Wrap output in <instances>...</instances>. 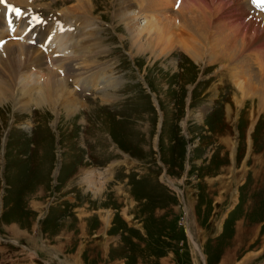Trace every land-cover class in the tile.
<instances>
[{
	"label": "rangeland",
	"instance_id": "374dc122",
	"mask_svg": "<svg viewBox=\"0 0 264 264\" xmlns=\"http://www.w3.org/2000/svg\"><path fill=\"white\" fill-rule=\"evenodd\" d=\"M90 1L94 35L76 46L97 50L76 70L107 75L99 94L71 82L65 94L73 108L39 105L28 90L39 93L44 71L23 72L35 54L18 56L19 72L0 62V264H264V107L249 89L253 74L235 81L234 50L214 42L232 36L223 26L235 13L220 23L221 15L239 7L253 17L251 9L235 0L197 8L209 9L212 22L200 19L194 61L183 51L196 35L176 18L181 0H134L124 20L115 17L118 0ZM40 2L52 5L46 13L78 4ZM190 6L181 12L192 14ZM174 16L181 24L164 52ZM261 29L251 53L264 46ZM139 30L145 36L135 44ZM91 59L105 68L91 70ZM251 66L259 70L256 60Z\"/></svg>",
	"mask_w": 264,
	"mask_h": 264
},
{
	"label": "bare ground",
	"instance_id": "6f19581e",
	"mask_svg": "<svg viewBox=\"0 0 264 264\" xmlns=\"http://www.w3.org/2000/svg\"><path fill=\"white\" fill-rule=\"evenodd\" d=\"M134 0H118V2H116L117 3V5L116 6H118V8L116 9V12H115V17L118 19V17H120V20H124V17L126 16V12L127 11H125V12H123L122 11V9H125V8H128L129 6H132V5H134V2H133ZM77 2H78V4H76V6H73V8H71V6L67 9V8H65L64 9V11L65 12H67V13H70L71 15L72 14H75L76 15V20H82V24H86V23H88V14H90V15H92V13H91V8L93 9L95 6H93V4L91 3V1L90 0H77ZM106 2V1H105ZM170 2V1H169ZM169 2L167 1V0H164L163 1V6H167V5H169ZM175 2H176V0H175ZM174 2V3H175ZM197 2H199V1H196V0H181L180 1V3H178V6H177V8L179 9V10H184L185 8V6H187L188 4H191V8L193 9L194 8V10H193V12H191L192 10H190V12L192 13V14H189L188 15V13H187V15H184L181 11H178V13H177V20H178V16L179 17H181V20L183 21V23H185V27L193 34V35H196V38L194 39V37L193 36H191V35H189L188 34V37L189 38H187V39H190L189 40V42H186V41H188V40H186L185 42H184V46H183V51L187 54V57L189 56V58H191L192 60H194V61H197L198 59H197V54H198V51H200V49H201V41L203 40V37H201L202 36V28H203V23H201L202 21L200 20V19H202L203 18V20L204 19H207V17H206V14L205 13H209L210 12V10L208 9V12H197L196 11V9L198 8V9H201L200 8V6H204V7H207V6H220V7H215V8H218V10H220L219 8H224L225 6V4H223V2H222V0H213V1H208V3L207 2H204V1H200L201 2V5L199 4V3H197ZM220 4H218V3ZM229 2H230V0H229ZM239 2H242L243 4H244V6H247V8L246 9H248V8H250L251 9V14L253 15V17L252 16H247L245 13H244V9H240L239 7H235V11H233L234 9H231V11H228L227 13H225V15H221L220 16V20H218V19H216V20H218V21H220V23H221V21H225V20H228V19H230L233 15H234V13H235V22H233V20H232V22L230 23L229 22V24L227 25L226 24V26L224 27L223 26V28L225 29V33H226V37H229L230 35H229V31H230V33H231V37H229L230 39H228V40H224V39H219V35L220 34H218V36L216 37V39H215V44H216V46H221V45H224V47H225V49H224V51H226V53L227 52H229L230 53V55L232 56L233 54H232V51L234 50V52H235V60H238V63L239 64H241L240 65V67H239V73H238V71L236 72L235 71V75H233L234 77H235V81L236 80H238L237 78H239V77H237V76H239V74L241 75L242 74V76H248V75H250V74H253V75H250L249 76V80H251L250 82V85H249V89L251 90V91H253V93H255V94H252V92L251 93H249L248 91H246V92H248L249 94H252L253 96H256L257 97V100H258V102H260L261 104H263V107H264V46H261L259 49H257L258 51H257V53L255 52V51H253V53H251L250 52V50H252V48H253V46H255V44H253V43H257L258 42V40L257 41H253V39L255 38V33L257 34V28L258 27H262V29H264V13L263 12H260V11H258V10H256V9H253L254 8V6L251 4V1L250 0H235V4H237V5H240V4H238ZM168 3V4H167ZM92 4V5H91ZM177 4V3H176ZM180 4V5H179ZM234 5V4H233ZM195 6H196V8H195ZM252 6V7H251ZM190 7H188V8H190ZM233 7V6H232ZM111 8V7H110ZM188 8H186V9H188ZM197 9V10H198ZM203 9V8H202ZM213 10H214V8H213ZM213 10H211V11H213ZM217 10V11H218ZM244 10V11H243ZM115 11V10H114ZM214 11H216V9L214 10ZM216 11V12H217ZM187 12H189V10L187 11ZM189 12V13H190ZM135 13V12H134ZM184 13H186V12H184ZM194 13V14H193ZM219 11H218V16H219ZM138 14V13H137ZM212 14H213V12H212ZM211 14V15H212ZM221 14V13H220ZM224 14V13H223ZM114 15V14H113ZM208 15V14H207ZM214 15V14H213ZM187 16V17H186ZM215 16V15H214ZM90 17H92V16H90ZM217 17V16H216ZM248 17H250V18H248ZM211 18H213V17H211ZM188 19V20H187ZM214 19V20H215ZM224 19V20H223ZM208 20V19H207ZM170 21V20H169ZM240 21H244V23L242 24V25H240L239 24V22ZM91 22L92 21H90V24H91ZM151 22V21H150ZM173 23L172 25L173 26H171V24L170 23ZM179 22V21H178ZM177 21H176V19H175V16H174V19L172 20V21H170V22H168V24H167V27H165V28H167L168 30H167V33H166V37H165V39H164V42H163V47H164V52L165 51H167V52H169V51H171V49H172V44H171V37H172V35L170 34V31H171V28H172V30L174 29L175 30V28H176V25H177V23H178ZM206 23H207V25L208 26H210L211 25V19L210 20H208V21H205ZM216 23H218V24H220L219 22H216ZM233 23H235V31H231L230 29H231V26L233 27ZM237 23V24H236ZM128 24H130V22H127L126 21V24L125 25H128ZM154 24V25H153ZM153 24L152 23H150V25L149 26H151V28L154 26V29L156 30H154V34H155V36L158 38L157 39V41L159 40V39H163L164 37H162L160 34H159V26L161 25L160 23H159V21L158 20H155V21H153ZM179 24H181L180 22H179ZM179 24H178V26H177V28H179L180 26H179ZM217 24V25H218ZM163 25V24H162ZM221 25V24H220ZM224 25V24H223ZM213 26V25H212ZM222 26V25H221ZM148 27V26H147ZM146 27V28H147ZM182 27H183V25H182ZM215 27V26H214ZM217 27H219V26H217ZM129 28V27H128ZM181 28V27H180ZM213 28V27H212ZM220 28V27H219ZM218 28V29H219ZM149 29V28H148ZM215 29V28H214ZM213 29V30H214ZM261 29V30H262ZM177 30H179V29H177ZM182 30H184V28H182ZM187 30V31H188ZM186 31V32H187ZM221 31H222V29H221ZM183 32V31H182ZM181 32V33H182ZM228 32V33H227ZM144 33V31L143 30H139V31H137L136 33H135V35H136V37H133V36H131V38H132V42H135V44L138 42V40H140V38L144 35L143 34ZM210 33L212 34L213 33V31L211 32L210 31ZM215 33V32H214ZM218 33V32H217ZM224 33V32H223ZM40 34H41V36H43L44 35V33L43 32H41L40 31ZM159 34V35H158ZM222 34V33H221ZM6 35V33H1L0 34V36H5ZM187 35V34H186ZM214 35V34H213ZM62 36V35H61ZM74 36V35H73ZM145 36V35H144ZM174 36V35H173ZM262 36V35H261ZM59 37V36H58ZM63 37V36H62ZM149 37H151V36H149ZM148 37V38H149ZM187 37V36H186ZM202 38V39H201ZM74 39L76 40V37H74ZM205 39V38H204ZM233 39H235V41H233ZM260 40L262 39L263 40V37L262 38H259ZM160 40V41H161ZM222 40H223V44H222ZM149 41V40H148ZM173 41H174V39H173ZM264 41V40H263ZM78 42V41H77ZM152 42V41H151ZM206 42V41H205ZM235 42V48H234V45H232L231 43H234ZM80 46L77 48V46L76 45H74V44H72V46L70 47H68V49L69 50H72L75 54H76V56L75 57H73V55L71 56H69V58H70V60L72 61V63H67L66 65H65V68L61 71V72H56V71H54V73H52V71L46 66V62H44V56L42 55V54H40L39 52L38 53H36L34 50H33V48L32 47H30V46H27V44H22V43H15L14 41H9V42H6L5 43V45H3V47H2V51H0V52H2L1 54H0V62H2V61H4V62H7L8 64H9V66H11V68L13 69V70H15L16 72L18 71H22L23 70V67L22 66H25V65H23V63H20V62H18L17 61V58H18V56H20V55H23V56H25V58H27L28 56H30V58L35 54V56H33L34 57V59H37V60H31V63L29 62V61H26V66L24 67L25 68V71H23V72H26V70H31V68H30V65H34L35 67H36V69L37 68H39V69H43V71L44 72H42V74H43V76H42V78H44V81H42L41 82V85H40V87H39V93H31V91L32 90H35L36 88H38V86H35V87H33V88H29V90H28V97H33V99H34V101H35V103L36 104H48V103H57V102H60L62 105H65V106H70V107H72V106H74V105H72V103H71V101H69L68 99H67V97H68V95L67 94H65V92H66V90L65 89H67L66 87L70 84V82H69V80H68V78L69 77H71L72 75L73 76H76V75H78L77 73H80L79 72V70L80 69H83V68H81L82 67V62L84 61L83 60V58H85V56L86 57H88L87 56V54L89 53V51L90 50H88L89 49V47H90V43L89 44H85V42H81L80 41ZM160 43V42H159ZM260 43V42H259ZM150 44H157V42L155 43H149V46H150ZM187 44H190L191 46H188ZM221 44V45H220ZM201 45V46H200ZM261 45V44H260ZM91 46H93V45H91ZM151 48H153V46L151 45L150 46ZM167 47V48H166ZM170 47V48H169ZM182 47V46H181ZM223 47V46H222ZM140 48H142L141 46H140ZM150 48V49H151ZM166 49V50H165ZM222 49V48H221ZM233 49V50H232ZM37 50V49H36ZM137 50V49H136ZM219 50V49H218ZM223 50V49H222ZM38 51V50H37ZM137 51H139V50H137ZM160 51H162V50H160ZM215 51H216V49H215ZM163 52V53H164ZM166 52V53H167ZM72 53V52H71ZM162 53V54H163ZM222 53V52H221ZM84 54V55H83ZM257 54V55H256ZM256 55V56H255ZM27 56V57H26ZM92 57V56H91ZM95 58H97V57H95ZM201 58H202V56H201ZM2 59V60H1ZM75 59V60H74ZM200 59V58H199ZM228 59V58H227ZM30 60V59H29ZM60 60V58L59 57H57V58H53L52 59V61L53 62H58ZM239 60H241L240 62H239ZM256 60V62L258 63V67H259V70L257 71V72H255V73H253V71H251V68H252V66H251V63L253 62V61H255ZM222 61V60H221ZM242 62V63H241ZM79 64V70H76L75 69V71H73V72H71L70 71V66H71V64ZM87 64V63H86ZM88 66V65H87ZM201 66V65H200ZM21 67H22V70H21ZM57 69H60V68H57ZM72 69V68H71ZM41 71V70H40ZM76 72V73H75ZM71 73H74V74H71ZM101 73V72H100ZM83 74V73H82ZM245 74V75H244ZM22 75V74H21ZM24 75V74H23ZM39 76V75H38ZM96 76H97V74H96ZM99 76V75H98ZM102 76V75H101ZM100 78V77H99ZM104 79H106V78H104ZM247 79H248V77H247ZM234 81V82H235ZM247 82V81H246ZM106 83V82H105ZM40 84V83H39ZM83 84H86V85H89V86H92V84H96V82H95V80L94 81H87V80H85L84 82H83ZM10 85V84H9ZM247 86V85H246ZM108 88V87H107ZM241 88V87H240ZM244 88V87H243ZM247 89H248V87H246ZM23 89H25V87L23 88ZM26 89H27V87H26ZM246 89V90H247ZM239 90H241V89H239ZM36 91V90H35ZM242 91V90H241ZM69 93V92H68ZM73 93V92H72ZM248 93H246V95L244 94V96H247V94ZM71 96V95H70ZM101 96V95H100ZM112 97H113V95H112ZM24 98V97H23ZM251 98V97H250ZM249 98V99H250ZM108 99V98H107ZM107 99H105V98H100L99 100L101 101V102H104V103H106V102H108L107 101ZM26 100V99H25ZM24 100V101H25ZM30 100V99H29ZM113 100V99H112ZM78 101V100H77ZM25 103V102H24ZM109 103V102H108ZM110 103H111V101H110ZM109 103V104H110ZM73 104H75V103H73ZM57 105V104H56ZM42 106V105H41ZM48 107V106H47ZM70 107H69V109H70ZM63 108V107H62ZM68 108V107H67ZM73 108V107H72ZM228 108V107H227ZM263 109V108H262ZM258 110V109H257ZM228 111V110H227ZM74 112V111H73ZM264 112V111H263ZM71 113V112H70ZM73 114V113H72ZM261 114H263V113H261ZM228 116V115H227ZM260 120V119H259ZM224 138V137H223ZM226 143H228L227 141H226ZM84 181L85 182H89V183H93V181H92V179L91 178H89V177H87V175L84 177ZM194 245H196V244H194Z\"/></svg>",
	"mask_w": 264,
	"mask_h": 264
},
{
	"label": "snow or ice",
	"instance_id": "6c2138e0",
	"mask_svg": "<svg viewBox=\"0 0 264 264\" xmlns=\"http://www.w3.org/2000/svg\"><path fill=\"white\" fill-rule=\"evenodd\" d=\"M253 2L256 3L258 7L264 5V0H253ZM0 3H4V0H0ZM11 11L17 12V13L19 12V10L15 8H11Z\"/></svg>",
	"mask_w": 264,
	"mask_h": 264
}]
</instances>
